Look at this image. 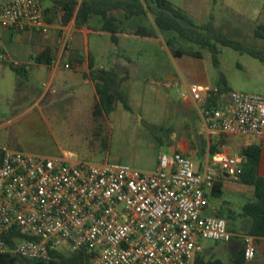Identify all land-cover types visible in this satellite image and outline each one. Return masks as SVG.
Returning <instances> with one entry per match:
<instances>
[{
	"label": "built area",
	"instance_id": "built-area-1",
	"mask_svg": "<svg viewBox=\"0 0 264 264\" xmlns=\"http://www.w3.org/2000/svg\"><path fill=\"white\" fill-rule=\"evenodd\" d=\"M0 27L42 35L53 29L42 0H0ZM175 84L196 103L214 99L204 123L211 138H264V96ZM1 158L0 254L46 260L53 250H85L91 264H196L201 240L238 238L246 261L256 256L253 236L233 232L225 218L203 215L214 172L196 171L181 153L161 154L153 172L82 161L71 151L42 157L4 148ZM212 163L228 177L243 173L240 157L228 149ZM14 231L25 237L9 245L2 237Z\"/></svg>",
	"mask_w": 264,
	"mask_h": 264
},
{
	"label": "crops",
	"instance_id": "crops-1",
	"mask_svg": "<svg viewBox=\"0 0 264 264\" xmlns=\"http://www.w3.org/2000/svg\"><path fill=\"white\" fill-rule=\"evenodd\" d=\"M110 15L114 18L113 23L117 28V42L112 40V34L106 30V22L101 15H92L84 24L79 25L75 19L66 25L54 24L49 20L53 29L47 35L34 30L21 33L17 50L13 52L14 65H19L22 71L24 66H28V70L24 71L25 77L18 76L22 85L19 89L17 88V92L22 94V98L11 110L12 119H46L44 110L54 109L58 103V96L63 101L80 94L84 100H93L96 104L98 101L96 86L98 83L102 84L96 79L98 71L114 72L119 80L118 91L129 103L130 112L133 111L134 101L138 103L141 101L143 109L146 100L152 96L156 102L165 107L167 112L175 113L177 117L176 132L169 133L165 143L159 142L158 161L160 155L164 153L163 145H166L167 154L178 152L192 159L196 171L203 172L206 168H211L215 182L221 185L222 194L220 197H213L212 193H208L209 205L205 213L225 218L228 223L237 222L238 229L229 227L230 230L247 234L252 221L251 218L242 217L241 214L246 204L255 201V189L244 183L240 177L233 178L225 175L219 165L212 163V158L224 149L240 156L242 149L253 144L259 145L261 155L258 175L264 178V138L252 139L225 135L211 138L204 123L208 110L215 105L214 99L196 103L185 94L184 87H178L175 84L177 80H181L186 85H198L213 91L221 89L217 83L218 71H214L217 67L213 63L211 53L207 55V59L202 52L200 58L175 57L172 51L165 47L162 50L167 55V65L142 59L146 50L140 46V42L162 43L161 33L153 20L151 21V17L149 15L128 17L124 11L116 10L111 11ZM127 24H130V33L121 32L122 27ZM0 52L6 53L4 49ZM43 54L47 55V58L38 61L37 58ZM11 56L10 53H6L0 59L7 60ZM102 60L105 63H102ZM65 64H69L70 68L65 69ZM144 68H150L162 74L158 79L152 78L146 84L139 85V82L134 86L131 82V73ZM39 79H45L46 84L53 90L49 94L51 96L45 101L49 88L46 87L44 91H41L42 99L39 98L34 102L36 98L32 96V90H35L34 83ZM174 90L179 91V99L173 96ZM41 101L44 102L41 103ZM109 123L107 119L106 126H109ZM8 124L7 120L0 121V157L2 150L10 147V140L3 135V130ZM97 128H99L97 132L99 135L106 127ZM143 135L142 124L130 119V145L136 151L138 146L142 145ZM147 145H155V143L148 138ZM232 242L236 243L239 249L243 248L242 239L234 238L230 243ZM230 243L224 245L223 253H227L226 245ZM262 246H264V240L257 243L256 256L252 261H247V264H264L263 253L260 254ZM232 253L235 256L238 252Z\"/></svg>",
	"mask_w": 264,
	"mask_h": 264
},
{
	"label": "rangeland",
	"instance_id": "rangeland-1",
	"mask_svg": "<svg viewBox=\"0 0 264 264\" xmlns=\"http://www.w3.org/2000/svg\"><path fill=\"white\" fill-rule=\"evenodd\" d=\"M83 1L85 0H78L79 4ZM169 1L184 10L197 25H203L213 18L217 29L227 38L249 48L264 49V40L255 34L256 29L264 25V0ZM42 2L48 11V19L54 24L63 25L62 8L55 5L51 0H42ZM121 32L130 33V24L123 26ZM20 38L21 33H13L0 27V50L4 49L7 54L12 55L7 60L0 59V121H9L3 130V135L10 140V149L42 157H53L62 151H71L82 161L96 164L129 165L143 172L157 170L160 152L159 142L165 143L169 133L176 132L177 117L175 113L167 112L165 107L156 102L152 96L146 100L143 109L141 101L140 103L134 101L132 112L119 102L113 113L98 119L93 117L95 105L93 100L86 101L80 94H77L61 101V97L58 96V103L54 109L44 110L46 119L13 120L11 110L22 98V94L17 92V88L19 89L22 85L18 76L25 77L24 73L17 74L12 68L15 60L13 52H16ZM161 39L162 43L140 42V46L146 50L141 58L151 60L154 63L158 61L165 66L167 65V55L162 50L165 47L170 51L183 49L202 52L205 59L210 54L208 49L182 39L178 43H173L172 46L167 45L169 38L165 34H161ZM217 46L219 65L218 70L216 68L214 71H218V85L232 91L264 96V63L248 52L221 44H217ZM0 53L2 56L6 54ZM102 63L105 61L102 60ZM161 74L162 72L153 71L150 68L140 69L131 73V82L134 86L138 85L139 82V85H143L152 78L158 79ZM220 75L223 77V82ZM46 82L45 79H39L34 83L35 90H32V96L36 98L34 102L39 98L42 99L41 91L49 87ZM52 90L53 88H48V96H46L45 101L51 96L49 94ZM173 96L175 99H179V91L174 90ZM107 119L110 122L109 126H106ZM130 119L141 123L144 129L142 145L141 147L138 146V151L130 145ZM103 126L106 128L102 134L98 135L99 128L97 127ZM148 138L155 145H147ZM140 149L142 151H139ZM162 151L167 154L166 145H163ZM203 215L215 216L205 212ZM228 224L230 228L238 229L237 222L230 221ZM239 234L244 235L246 233L239 232ZM200 244L203 249L201 254H204L205 261L221 259L226 264H231L234 258L232 252L239 251L238 245L233 242L226 245L228 247L226 254L223 253L225 244L222 242L201 240ZM260 252L264 256V246Z\"/></svg>",
	"mask_w": 264,
	"mask_h": 264
},
{
	"label": "trees",
	"instance_id": "trees-1",
	"mask_svg": "<svg viewBox=\"0 0 264 264\" xmlns=\"http://www.w3.org/2000/svg\"><path fill=\"white\" fill-rule=\"evenodd\" d=\"M55 5L63 10L62 23L68 24L75 19L76 23L84 24L92 15H101L106 22V30L112 34V40L117 42V28L110 15L111 11H124L126 16H143L149 15L153 18L154 25L161 34L168 36L167 45L172 46L178 43L180 39L197 44L204 49H208L212 55L213 63L218 68V46H230L236 50L248 52L253 57L264 63V49L257 50L243 46L224 36L216 27L213 18L203 25H197L193 19L181 8L176 7L169 0H85L79 4L78 0H51ZM48 13V11L46 10ZM256 36L264 40V25L259 26L255 32ZM175 57L190 55L193 57H202L201 52L187 51L177 49L172 51ZM47 58L43 54L37 58L40 61ZM12 68L17 74L23 71L15 65ZM96 79L102 82L97 84L98 101L94 105L93 117L95 119L109 116L116 110V106L121 102L124 107L131 110L126 98L118 91L119 80L114 72L98 71ZM221 81L223 77L220 75ZM221 87V86H220ZM218 93L229 91L227 88L217 90ZM212 100V99H211ZM261 147L259 145H250L240 152L243 173L240 179L254 187L255 201L246 204L243 207L242 217L251 218V226L248 235L256 239V243L264 240V178L258 175L260 162ZM2 158L0 157V167ZM222 194L221 185L216 183L212 192L213 197H220ZM18 231L6 234L2 237L9 245H14L17 238H24ZM0 264H91V257L85 251L81 250L77 253L67 254L58 250L49 252V258L46 260H27L19 256L9 254H0ZM196 264H226L221 259L205 261L204 254H200L196 260ZM231 264H247L244 257L243 248L239 249L234 256Z\"/></svg>",
	"mask_w": 264,
	"mask_h": 264
}]
</instances>
